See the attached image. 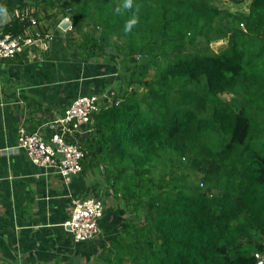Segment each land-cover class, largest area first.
I'll list each match as a JSON object with an SVG mask.
<instances>
[{
	"label": "trees",
	"instance_id": "obj_1",
	"mask_svg": "<svg viewBox=\"0 0 264 264\" xmlns=\"http://www.w3.org/2000/svg\"><path fill=\"white\" fill-rule=\"evenodd\" d=\"M25 1L2 34L26 36L44 21V37L69 18L66 47L120 72L83 133L66 137L84 152L79 174L94 170L95 186L125 214L119 235L85 264H258L264 0L236 12L216 0H132L130 9L125 0ZM62 260L52 264H81Z\"/></svg>",
	"mask_w": 264,
	"mask_h": 264
},
{
	"label": "crops",
	"instance_id": "obj_2",
	"mask_svg": "<svg viewBox=\"0 0 264 264\" xmlns=\"http://www.w3.org/2000/svg\"><path fill=\"white\" fill-rule=\"evenodd\" d=\"M24 2L0 0V9L6 10V14L0 13V28L20 14ZM47 24H33L27 32L43 33ZM59 25L49 27L44 41L22 54L0 58V148L15 147L22 126L41 131L49 142L54 130L48 125L62 117L76 97L96 94L101 98L120 80L116 64L84 61L75 49L67 48L66 31ZM97 181L94 170L66 182L54 169L33 164L25 152L0 155V263L37 264L36 259L52 257L47 263L52 264L56 258L62 259L64 249L74 241L65 223L71 218L75 197L108 199L97 239L76 243L85 249L103 243L99 253L114 238L118 231L115 220L122 216L110 205L113 199L103 187L95 186ZM118 211L124 214L121 204ZM92 251L95 257L97 250ZM75 256L73 262H80Z\"/></svg>",
	"mask_w": 264,
	"mask_h": 264
},
{
	"label": "built area",
	"instance_id": "obj_3",
	"mask_svg": "<svg viewBox=\"0 0 264 264\" xmlns=\"http://www.w3.org/2000/svg\"><path fill=\"white\" fill-rule=\"evenodd\" d=\"M41 33H28L26 36H12L0 32V58H14L28 47L44 41ZM101 98L96 94L76 97L59 119L48 126L55 133L46 141L41 131H28L20 127L15 147L0 148V155L25 152L31 162L37 166L54 169L66 182L82 171L80 160L84 152L79 146L68 143L66 137L83 133L81 126L92 122L93 114L101 108ZM106 204L103 197L73 198L72 215L65 223L72 233L74 241L86 243L93 241L100 233V223L104 217Z\"/></svg>",
	"mask_w": 264,
	"mask_h": 264
},
{
	"label": "rangeland",
	"instance_id": "obj_4",
	"mask_svg": "<svg viewBox=\"0 0 264 264\" xmlns=\"http://www.w3.org/2000/svg\"><path fill=\"white\" fill-rule=\"evenodd\" d=\"M216 1L218 3V6L224 8V10H229L231 12H236L237 10L245 11V10L248 9V5L251 2V0H245L242 3H237L236 4L234 0H216ZM227 41H228L227 39H224L222 41L212 42L211 46L215 49V51H220V49L227 43ZM113 60L117 62V58L115 56L113 57ZM230 97L231 96H229V95H225L224 96L225 99H229ZM110 199H111V197H110ZM107 200L108 199L105 197L104 201L107 202ZM119 204H120L119 201L115 202L114 200H111V204L110 205L113 206V208L116 210L115 212H119L120 217L122 216L120 220H115L116 224H117L118 231H121L124 228V226H125V214H122L120 211H118ZM118 231L115 233V236L120 233V232L118 233ZM105 239L108 240L109 238H105ZM76 243H77L76 241H73L71 246H68V247H73L74 248L75 251L73 253H72V249H69L68 247H67V249H64V251L62 253V259H63L62 261L63 262H65V263H67L68 261L73 262V260H76V256L75 255H78L81 258L80 262H83V263L88 262L89 263L94 258V257H92V255H94L92 250H97V253H98L99 248L103 245V243H100L99 245L95 246L92 249H90L89 247L86 246V249H85V245H81V246L78 245L77 246ZM48 259L49 258H45V257L36 259L37 260V264H47L48 261L50 259H52V257L49 260Z\"/></svg>",
	"mask_w": 264,
	"mask_h": 264
},
{
	"label": "clouds",
	"instance_id": "obj_5",
	"mask_svg": "<svg viewBox=\"0 0 264 264\" xmlns=\"http://www.w3.org/2000/svg\"><path fill=\"white\" fill-rule=\"evenodd\" d=\"M132 7V0H125L124 4H123V8L125 9H130ZM117 13H119L121 11L120 7H117L115 10ZM0 13H4L6 14V10L4 9H0ZM137 19L136 18H132L129 21L126 22L125 26H124V32L127 34L129 33L133 26L137 23Z\"/></svg>",
	"mask_w": 264,
	"mask_h": 264
},
{
	"label": "water",
	"instance_id": "obj_6",
	"mask_svg": "<svg viewBox=\"0 0 264 264\" xmlns=\"http://www.w3.org/2000/svg\"><path fill=\"white\" fill-rule=\"evenodd\" d=\"M59 27L63 31H67L71 27V20L69 18H64L61 22ZM69 229V227H67ZM258 264H264V259L262 257H259Z\"/></svg>",
	"mask_w": 264,
	"mask_h": 264
}]
</instances>
